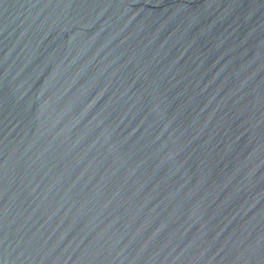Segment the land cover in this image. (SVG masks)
Returning <instances> with one entry per match:
<instances>
[{
  "label": "water",
  "instance_id": "95a60500",
  "mask_svg": "<svg viewBox=\"0 0 264 264\" xmlns=\"http://www.w3.org/2000/svg\"><path fill=\"white\" fill-rule=\"evenodd\" d=\"M0 264H264V0H0Z\"/></svg>",
  "mask_w": 264,
  "mask_h": 264
}]
</instances>
